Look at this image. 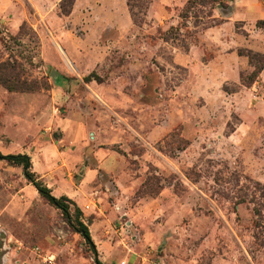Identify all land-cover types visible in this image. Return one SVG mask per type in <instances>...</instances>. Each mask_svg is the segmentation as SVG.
<instances>
[{
	"label": "rangeland",
	"instance_id": "obj_1",
	"mask_svg": "<svg viewBox=\"0 0 264 264\" xmlns=\"http://www.w3.org/2000/svg\"><path fill=\"white\" fill-rule=\"evenodd\" d=\"M173 1L0 11V153L73 202L0 160V264H264V22Z\"/></svg>",
	"mask_w": 264,
	"mask_h": 264
},
{
	"label": "crops",
	"instance_id": "obj_2",
	"mask_svg": "<svg viewBox=\"0 0 264 264\" xmlns=\"http://www.w3.org/2000/svg\"><path fill=\"white\" fill-rule=\"evenodd\" d=\"M28 3L31 8H52L54 5L53 0H28ZM119 4L120 0H100L99 3L97 0H74L72 8H119ZM16 6L14 0H0V11ZM231 15L232 20L245 21L248 24L264 22V0H233ZM257 35L264 41L261 31Z\"/></svg>",
	"mask_w": 264,
	"mask_h": 264
},
{
	"label": "trees",
	"instance_id": "obj_3",
	"mask_svg": "<svg viewBox=\"0 0 264 264\" xmlns=\"http://www.w3.org/2000/svg\"><path fill=\"white\" fill-rule=\"evenodd\" d=\"M199 1L203 3L206 0H199ZM191 3H192L191 0L187 1L188 5ZM3 85L8 91L23 90L21 88L14 87L11 84H7V82L4 83ZM0 160L8 162L10 165L21 167L24 178L27 180L28 183H30L35 188V190L38 192V194L44 201H46L50 206L60 210L63 214L65 215L69 214L70 204L73 205V202H71L65 196L56 198L51 194L50 189L44 186L36 178L35 174L31 171L32 164L30 158L27 155L25 154L2 155L0 153ZM74 217L79 232L81 233L83 238L87 241V243L92 246V241L89 235V231L85 226V224L81 221L80 219L81 212L77 207H75ZM96 264H101V263L99 261H96Z\"/></svg>",
	"mask_w": 264,
	"mask_h": 264
},
{
	"label": "built area",
	"instance_id": "obj_4",
	"mask_svg": "<svg viewBox=\"0 0 264 264\" xmlns=\"http://www.w3.org/2000/svg\"><path fill=\"white\" fill-rule=\"evenodd\" d=\"M52 257L47 258L48 262L50 263L52 261ZM121 264H126L125 262H122Z\"/></svg>",
	"mask_w": 264,
	"mask_h": 264
},
{
	"label": "bare ground",
	"instance_id": "obj_5",
	"mask_svg": "<svg viewBox=\"0 0 264 264\" xmlns=\"http://www.w3.org/2000/svg\"><path fill=\"white\" fill-rule=\"evenodd\" d=\"M69 64V63H68Z\"/></svg>",
	"mask_w": 264,
	"mask_h": 264
}]
</instances>
